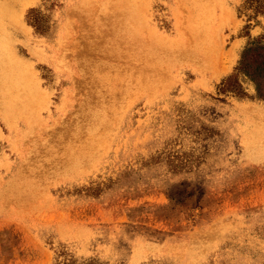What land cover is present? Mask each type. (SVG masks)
<instances>
[{"label": "rangeland", "instance_id": "374dc122", "mask_svg": "<svg viewBox=\"0 0 264 264\" xmlns=\"http://www.w3.org/2000/svg\"><path fill=\"white\" fill-rule=\"evenodd\" d=\"M122 1L0 0V264H264V0Z\"/></svg>", "mask_w": 264, "mask_h": 264}, {"label": "bare ground", "instance_id": "6f19581e", "mask_svg": "<svg viewBox=\"0 0 264 264\" xmlns=\"http://www.w3.org/2000/svg\"><path fill=\"white\" fill-rule=\"evenodd\" d=\"M109 1H110V0H109ZM111 1H113V0H111ZM123 1H124V0H123ZM123 1H122V2H123ZM135 2H137V0H135ZM108 3H109V2H108ZM111 3H113V2H111ZM124 3H126V2H123V4H124ZM113 4H114V3H113ZM116 4H117V3H116ZM118 5H119V3H118ZM118 5H117V6H118ZM120 5H121V4H120ZM130 5H131V4H130ZM112 6H113V5H112ZM112 6H111V7H112ZM126 7H127V4H126ZM126 7L122 8V9H123V12H126V11H124V9H127ZM79 8H80V7H79ZM98 8H99V7H98ZM103 8H104V7H103ZM81 9H82V8H81ZM86 9H87V7H86ZM88 9H89V8H88ZM91 9H92V8H91ZM96 9H97V8H96ZM104 9H105V8H104ZM108 9L110 10V9H113V8H108ZM119 9H120V8H119ZM73 10H74V11H73ZM73 10H71V11H73V12L70 13V14H72V15H74V12H75V9H73ZM76 10H77V9H76ZM99 10H100V9H99ZM101 10L104 12V10L102 9V6H101ZM127 10H128V9H127ZM81 11H82V12H83V11L85 12V9H84V10H81ZM88 11H89V10H88ZM92 11H93V9H92ZM106 11H107V10H106ZM106 11H105V12H106ZM121 11H122V10H121ZM129 11H130V10H129ZM89 12H90V11H89ZM93 12H94V11H93ZM112 12H113V11H112ZM127 12H128V11H127ZM11 13H12V12H11ZM68 13H69V12H68ZM80 13H81V12H80ZM90 13H91V12H90ZM90 13H86V15H87V14H90ZM110 13H111V12H110ZM115 13H116V15L118 14L117 17L114 15ZM115 13L113 14V16L110 15L111 18H113V17L115 16L114 18H117V19H119V20L121 21V19H120L121 17H119V16H122V18H125V17H126L125 15H124L125 17H123V14L120 15L118 12H115ZM128 13H129V12H128ZM5 14H6V13H5ZM7 14H8V13H7ZM97 14H98V13H97ZM106 14H107V13H106ZM99 16H100V15H99ZM128 16H129V15H128ZM133 17H134V16H133ZM133 17H131V18H133ZM127 18L130 19L129 17H127ZM127 18H126V19H127ZM198 18H199V17H198ZM93 19H94V18H93ZM99 19H100V22H101V19H102V18L99 17ZM133 19H134V18H133ZM133 19H132V20H133ZM203 19H204V18H203ZM94 20H96V19H94ZM122 20H124V19H122ZM130 21H131V20H130ZM104 22L107 23L105 20H104V21L102 20V24H103ZM131 22H132V21H131ZM131 22H130V24H131ZM133 22H134V20H133ZM133 22H132V23H133ZM195 22H196V21H195V19H194V23H195ZM113 23H114V22H113ZM136 23H137V22H136ZM136 23H134V24L137 26ZM3 25H4V24H3ZM108 25H109V24H108ZM118 25H119V24H118ZM135 25H133V26H135ZM198 25L200 26V24H198ZM128 26H129V24H128ZM136 26H135V27H136ZM141 26H142V25H141ZM141 26H138V27L141 29ZM103 27H104V28H101V29H105V28H107V27H105V26H103ZM111 27H113V26H111ZM4 28H5V26H4ZM115 28H116V27H115ZM139 28H138V29H139ZM195 28H196V27H195ZM92 29L94 30L95 27L92 28ZM101 29H100V32H101ZM107 29H108V28H107ZM107 29H106V30H107ZM132 29H133V28H132ZM140 29H139V36H140V33H141V32H140V31H141ZM93 30H92V32H93ZM118 30H119V29H118ZM124 30H125V29H124ZM134 30H135V29H134ZM94 31H96V29H95ZM98 31H99V29H98ZM107 31H110V29H108ZM128 31H129V30H128ZM195 31H196V30H195ZM113 32H114V31H111L112 34H113ZM123 32H126V30L123 31ZM137 32H138V30H137ZM137 32H136V33H137ZM193 32H194V31H193ZM196 32H197V31H196ZM93 33L96 34V32H93ZM101 33H102V32H101ZM108 33H109V32H108ZM115 33H116V32H114V34H115ZM119 33H120V31L117 32V35H118ZM126 33H127V32H126ZM126 33H122V34H123V35H126ZM136 33H135V34H136ZM109 34H110V33H109ZM122 34H120L121 37H122ZM8 35H9V34H8ZM98 35H99V34H98ZM101 35H102V34H101ZM115 35H116V34H115ZM130 35H133V36H134V33L129 34V36H130ZM137 35H138V34H137ZM137 35H136V37H137ZM198 35H199V37H200V33H199ZM108 36L110 37V35H108ZM126 36H127V35H126ZM141 36H142V35H141ZM98 37H101V36L99 35ZM115 37H116V36H115ZM115 37H114V38H115ZM118 37H119V35H118ZM118 37H116V38L118 39ZM136 37H135V38H136ZM102 38L105 39L104 36H102L101 39H102ZM116 38H115V39H116ZM122 38H126V37H122ZM127 38H128V37H127ZM135 38L133 37L132 39L135 40ZM144 38H145V37H143V39H144ZM98 39H99V38H98ZM104 39H103V40H104ZM137 39H138V38H137ZM139 39H140V38H139ZM141 39H142V38H141ZM147 39H148V40H147ZM150 39H151V38H150ZM150 39H149V38H145V42H144V41H143V42L146 44V40H147V42H149ZM99 40H100V39H99ZM108 40H109V39H107V41L104 40V41H103L104 44H105V42L108 43ZM120 40H121V38H120ZM120 40H118V41H120ZM100 41H101V40H100ZM114 41H115V40H114ZM127 41L130 42V41H133V40H131V39H127ZM127 41L124 42V43L122 44V45L126 44V46L124 45V46H125L124 49L127 47ZM141 41H142V40H141ZM153 41H154V40H153ZM153 41H152V42H153ZM112 42H113V41H112ZM122 42H123V41H122ZM129 42H128V43H129ZM134 42H135V41H134ZM134 42H133V43H134ZM137 42H138V41H137ZM143 42H141V43H143ZM152 42H150V44H151ZM155 42H156V40L154 41V43H155ZM101 43H102V42H101ZM118 43H119V42H118ZM133 43H132V44H133ZM135 43H136V42H135ZM135 43H134V44H135ZM139 43H140V41H139ZM141 43H140V45H141ZM158 43H159V40H158ZM116 44H117V43H116ZM116 44H115V45H116ZM120 44H121V41H120L119 45H120ZM130 44H131V42L129 43V45H130ZM152 44H153V43H152ZM159 44H161V43H159ZM101 45H103V44H101ZM101 45H100V46H101ZM112 45H114V43H113V44H110V46H111L110 50H112V47H113ZM115 45H114V46H115ZM135 45H136V46H137V45L140 46L139 44H135ZM143 45H144V44H143ZM143 45H141V46H143ZM147 45H148V44H147ZM233 45H235V43H234ZM106 46H108V45L106 44ZM106 46L103 45V47H106ZM110 46H108V47H110ZM117 46H118V45H116V47H117ZM136 46H135V47H136ZM154 46H156V43L154 44ZM161 46H162V45H161ZM166 46H167V45H166ZM122 47H123V46H122ZM130 47H132V46L130 45ZM130 47L128 48V50H129V49H134V47H133V48H130ZM149 47H150V46H149ZM157 47H158L159 49H163L162 47L160 48V46H157ZM101 48H102V46H101ZM118 48L121 49V47H119V46H118ZM136 48H137V47H136ZM138 48H139V47H138ZM150 48H151V47H150ZM199 48H200V47H199ZM104 49H105V48H104ZM122 49H123V48H122ZM122 49H121V50H122ZM141 49H142V50H145V48H141ZM146 49H147V48H146ZM151 49H152V48H151ZM154 49H155V48H154ZM159 49H158V50H159ZM203 49H204V48H203ZM10 50H11V49H10ZM12 50H13V49H12ZM102 50H103V49H102ZM110 50H109V52H110ZM113 50H114V49H113ZM113 50H112V53H110V54H113ZM126 50H127V49H126ZM126 50H123L124 53H125ZM142 50H141V52H142ZM204 50H205V49H204ZM206 50H208V49H206ZM229 50H231V49H229ZM118 51H119V49H118ZM123 51H121V52H123ZM148 51H149V50H148ZM208 51H209V50H208ZM128 52L130 53V50H129ZM164 52H165V51H164ZM181 52H182V50H181ZM200 52H201V51H200ZM12 53H13V52H12ZM118 53H119V52H118ZM124 53H123V54L120 53V54H122V55L124 56V57H122L121 59L126 58L125 55H126L127 52H126L125 54H124ZM137 53H140V52L138 51ZM142 53H143V52H142ZM150 53H151V52H150ZM102 54H103V53H102ZM102 54H101V55H102ZM116 54H117V52L115 53V55L113 54V56H116ZM120 54H118V55H120ZM131 54H132V52H131ZM134 54H135V53H134ZM165 54H166V53H165ZM185 54H186V53H185ZM185 54H184V55H185ZM197 54H198V52H197ZM13 55H15V54H13ZM107 55H109V54H107ZM147 55H148V54H147ZM153 55H155V54H153ZM153 55H152V56H153ZM184 55H183V56H184ZM193 55H194V53H193ZM8 56L13 60V57H11V54L9 53V48H8L7 42H6V40L4 39V32H3V31H0V91L3 90V88H5V87H7V86H8V87H9V86H12V87H16V86H18V88H19L20 85L24 86V84H25L24 80L22 79V75H21V74L25 71V69H26V68H25V66H26L25 63H23V62L21 63V62L15 60V62H14V66H8V64H9V63H8ZM126 56L129 57V56H131V55L129 54V55H126ZM139 56H140V55H139ZM141 56H142L143 59H144V56L147 57V56L145 55V53L142 54ZM183 56H182V57H183ZM102 57H104V58H105V57H108V59L110 58L109 56H104V55H102ZM120 57H121V56H120ZM137 57H138V56H137ZM204 57H205V56H204ZM113 58H114V57H113ZM113 58H112V59H113ZM129 58H130V57H129ZM129 58H128V59H129ZM142 58H141V60H143ZM149 58H150V57H149V55H148V60H149ZM156 58H157V57H156ZM60 59H61V58H60ZM101 59H103V58H101ZM108 59H107V60H108ZM110 59H111V58H110ZM110 59H109V60H110ZM112 59H111V60H112ZM114 59H115V58H114ZM114 59H113V60H114ZM118 59H119V58H118ZM126 59H127V58H126ZM128 59H127V61H129ZM131 59H132V58H131ZM133 59H134V58H133ZM138 59H139V58H138ZM138 59H137V60H138ZM61 60H63V58H62ZM116 60H117V57H116ZM148 60H147V61H148ZM95 61H96V60H95ZM97 61H98V59H97ZM123 61H124V60H123ZM138 61H139V60H138ZM62 62H63V61H61V62H59V63L61 64ZM79 62H80V61H79ZM118 62H119V61H118ZM140 62H141V61H140ZM144 62H145V59H144ZM153 62H154V61H153ZM81 63H82V62H81ZM97 63H99V62H97ZM121 63H122V62H121ZM150 63H151V61H150ZM56 64H57V63H56ZM60 64H59V65H60ZM85 64H86V63H85ZM85 64H84V65H85ZM102 64L105 65L104 62H103ZM113 64H114V63H113ZM118 64H119V63H118ZM138 64H140V63H138ZM147 64H148V63H147ZM61 65H62V64H61ZM79 65H80V64H79ZM79 65H78V66H79ZM111 65H112V64H111ZM115 65H116V63H115ZM115 65H114V66H115ZM131 65H132V64H131ZM143 65H144V64H143ZM15 66L17 67L16 70L13 69V67H15ZM82 66H83V64H82ZM96 66H97V65H96ZM107 66H110V65L107 64L105 67L102 66V69H103V68H106ZM123 66H125V65H123ZM123 66H122V67H123ZM127 66H128V65H127ZM135 66H136V65H135ZM148 66H149V65H148ZM150 66H151V65H150ZM153 66H154V65H153ZM155 66H156V65H155ZM158 66H159V65H158ZM162 66H163V65H161V68H162ZM98 67H100V66H98ZM98 67H97V68H98ZM120 67H121V65H120ZM129 67H130V66H128V68H129ZM145 67H146V66H145ZM163 67H164V66H163ZM59 68H60V66H59ZM108 68H112V66H110V67H108ZM116 68H117V66H116ZM116 68H114V70H118V68H117V69H116ZM125 68H126V66H125ZM142 68H143V66H142ZM151 68H152V67H151ZM161 68H160V69H161ZM81 69H82V67H81ZM84 69H85V68H84ZM106 69H107V68H106ZM121 69H122V68H121ZM130 69H131V68H130ZM134 69H135V68H134ZM134 69H133V71H134ZM146 69H148V67H147ZM154 69H156V68H154ZM107 70H108V69H107ZM109 70H110V69H109ZM143 70L145 71V68H144ZM143 70H141V71H143ZM150 70H151V69H150ZM156 70H158V69H156ZM156 70H155V71H156ZM215 70H216V69H215ZM118 71H119V70H118ZM131 71H132V70H131ZM135 71L138 72V70H135ZM139 71H140V70H139ZM147 71H148V70H147ZM147 71H146V72H147ZM152 71H153V70H152ZM121 72H123V70L120 71V73H121ZM126 72H128V69H127ZM126 72H125V73H126ZM129 72H130V71H129ZM95 73H96V71H95ZM99 73H101V72H99ZM138 73L141 74L142 72H138ZM149 73H150V72H149ZM153 73H154V72H153ZM19 75H20V76H19ZM109 75H110V74H109ZM143 75H144V74H143ZM155 75H156V74H155ZM155 75H152V76H155ZM92 76H93V75H92ZM117 76H118V75H117ZM147 76H148V75H146V77H147ZM104 77H105V76H104ZM104 77H103V78H104ZM35 78H36V77H35ZM93 78H95V77H93ZM98 78H99V77H98ZM144 78H145V76H144ZM153 78H154V77H153ZM99 79H100V78H99ZM101 79H102V78H101ZM154 79H155V78H154ZM156 79H157V81L159 80L158 77H157ZM97 80H98V79H97ZM103 80H104V79H103ZM143 80H144V79H143ZM149 80H150V79H149ZM151 80H152V79H151ZM106 81L108 82V80H106ZM95 82L98 83L99 81H95ZM145 82H148V79H147V81H145ZM145 82H144V84H145ZM99 83H100V82H99ZM101 83H102V82H101ZM104 83H105V82H104ZM141 83H142V82H141ZM148 83H149V82H148ZM93 84H94V81H93ZM102 84H103V83H102ZM117 84H118V85L120 84V87H121V83H117ZM144 84H143V85H144ZM155 84H156V83H155ZM155 84H154V85H155ZM89 85H90V84H89ZM99 85H100V84H99ZM111 85H112V83H111ZM139 85H140V84H139ZM143 85H142V87L145 88V85H146V84H145L144 86H143ZM147 85H148V84H147ZM154 85L152 84V86H154ZM90 86H92V85H90ZM95 86H96V85H95ZM102 86H103V85H102ZM122 86H123V85H122ZM137 86H138V85H137ZM150 86H151V85H150ZM156 86H157V85H156ZM96 87H98V85H97ZM96 87H95V88H96ZM106 87H107V86H106ZM154 87H155V86H154ZM26 88H29V86L26 87ZM92 88H93V87H92ZM113 88H114V87H113ZM117 88H119V86L116 87V89H117ZM127 88H128V91H129V87H127ZM147 88H148V87H147ZM107 89H108V87H107ZM119 89H120V88H119ZM150 89H151V88H150ZM152 89H153V88H152ZM152 89H151V90H152ZM93 90H94V88H93L92 91H91L92 93L94 92ZM101 90H103V89H101ZM117 90H118V89H117ZM121 90H122V89H121ZM126 90H127V89H126ZM140 90H141V89H140ZM145 90H146V88H145ZM147 90H148V89H147ZM147 90H146V91H147ZM151 90H150V92H151ZM89 91H90V90H89ZM108 91H110V90H108ZM111 91H112V89H111ZM111 91H110V92H111ZM113 91H114V90H113ZM123 91H125V90H123ZM95 92H97L96 89H95ZM100 92H101V91H100ZM114 92H115V91H114ZM125 92H126V91H125ZM150 92H148V93H150ZM152 92H153V91H152ZM152 92H151V93H152ZM41 93H42V92H41ZM88 93H89V92H88ZM101 93H102V92H101ZM115 93H116V92H115ZM39 94H40V93H39ZM43 94H44V93H43ZM137 94H138V93H137ZM0 95H1V96H0L1 99L8 100V99L6 98L5 95H3V94H0ZM36 95L38 96V94H36ZM22 96H23V95H22ZM24 96H25V94H24ZM10 98H12V97H10ZM13 98H14V97H13ZM87 98H88V97H87ZM98 98H99V97H98ZM16 99H17V98H16ZM29 99H30V97H29ZM92 99H93V98H92ZM106 99H107V98H106ZM4 100H3V101H4ZM10 100H11V99H10ZM44 100H45V99H44ZM103 100H105V97L103 98ZM103 100H102V101H103ZM45 101H46V100H45ZM92 101H93V100H92ZM96 101H97V100H96ZM110 101H111V100H110ZM99 102H100V99L98 100V103H99ZM104 102H109V101H108V100H107V101L105 100ZM0 103H1V102H0ZM41 103H42V102H41ZM94 103H95V101H94ZM42 104H44V103H42ZM95 104H96V103H95ZM40 105H41V104H40ZM40 105H39V108L41 107ZM0 106H1V105H0ZM5 106H6V105H5ZM90 106H91V105H90ZM97 106H98V105H97ZM109 106H110V105H109ZM3 107H4V106H2L1 108H3ZM23 107L25 108L26 106H23ZM32 107H33V106H32ZM99 107H100V103H99V106L97 107V110H98ZM106 107H107V105H106ZM35 108H36V107H35ZM39 108L37 107L36 110H38ZM110 108H111V107H110ZM90 109H91V108H90ZM100 109H101V107H100ZM104 109H105V108H104ZM106 109H108V108H106ZM91 110H92V109H91ZM93 110H94V109H93ZM108 110H109V109H108ZM33 111H34V110H33ZM109 111H110V110H109ZM263 111H264V110H263ZM263 111H262V113H263ZM110 112L114 113L112 110H111ZM260 112H261V111H260ZM91 113H92V111H91ZM106 113L108 114V112H106ZM92 114H93V113H92ZM92 114H90V115H92ZM110 114H111V113H110ZM81 115H82V114H81ZM94 115H95V114H94ZM99 115H100V113H99ZM108 115H109V114H108ZM256 115H257V114H256ZM258 115H259V112H258ZM92 116H93V115H92ZM97 116H98V115H97ZM97 116H96V117H97ZM101 116H102V115H101ZM103 116H104V115H103ZM109 116H110V115H109ZM112 116H113V115H112ZM6 117H7V116H6ZM9 117H10V116H9ZM21 117H23V116H21ZM37 117H38V115H37ZM37 117H36V118H37ZM259 117H260V116H259ZM259 117H256V116H255L254 118H258V119H259ZM113 118H114V116H113ZM263 118H264V116H263ZM12 119H13V118H12ZM12 119L9 118V120H12ZM95 119H96V118H95ZM97 119H99V118H97ZM109 119H111V118H109ZM35 120H36V119H35ZM263 120H264V119H263ZM37 121H38V119H37ZM90 121H91V120H90ZM95 121H96V120H95ZM95 121H94V122H95ZM106 121H107V120H106ZM112 121H113V119H112ZM254 121H256V120H254ZM26 122H27V121H26ZM81 122H82V121H81ZM94 122H93V123H94ZM110 122H111V121H110ZM110 122H108V124H109ZM10 123L12 124L11 121H10ZM105 123H107V122H105ZM36 124H37V122H36ZM89 124H90V123H89ZM94 124H95V123H94ZM32 125H33V124H32ZM98 125H99V124H98ZM98 125H97V128H98ZM111 125H112V124H111ZM257 125H258V123H257ZM99 126L101 127V125H99ZM258 126H259V125H258ZM103 127H104V126H103ZM107 127H108V125H107ZM259 127H260V126H259ZM29 128H30V127H29ZM75 128H76V127H75ZM80 128H81V127H80ZM105 128H106V126H105ZM33 129H34V126H33ZM103 129H104V128H103ZM29 130H30V129H29ZM101 130H102V129H101ZM103 131H105V130H103ZM103 131H102V132H103ZM96 132H97V131H96ZM86 133H87V132H86ZM91 134H92V133H91ZM96 134H98V132H97ZM100 135H101V134H100ZM101 136H103V134H102ZM92 137H93V135H92ZM87 138H88V137H87ZM95 138H96V137H95ZM104 138H106V137L104 136ZM104 138H103V139H104ZM93 139H94V138H93ZM100 139L102 140V138H100ZM98 140H99V139H98ZM98 140H97V141H98ZM87 141H89V140H87ZM83 142H84V140H83ZM85 142H86V141H85ZM99 142H100V141H99ZM89 143H91V142H89ZM95 144H96V143H95ZM255 144H256V143H255ZM82 145H83V143L81 142L79 146H82ZM87 145H88V142H87ZM92 145H93V144H92ZM101 145H102V144H101ZM70 146H72V145L70 144ZM88 146H90V145H88ZM99 146H100V145H99ZM82 147H86V143H85V146H82ZM91 147H92V146H91ZM91 147H90V150H89V151L92 152L94 149H91ZM96 147H97V146H96ZM101 147H102V146H101ZM71 148H72V147H71ZM73 148L75 149V146H74ZM73 148H72V149H73ZM86 148H88V147H86ZM97 148H99V147H97ZM65 149H66V148H65ZM76 149H77V147H76ZM76 149H75V150H76ZM82 149H83V148H82ZM79 150H80V149H79ZM64 151H65V150H64ZM66 151H68V150H66ZM80 151H82V150H80ZM80 151H76L75 153H77V154H80V153H81V154H82V152H80ZM83 151H84V150H83ZM72 152H73V151H72ZM79 152H80V153H79ZM86 152H88V150H87V151L85 150L84 153H86ZM91 152H90V153H91ZM84 153H83V154H84ZM94 153L96 154V151H95ZM81 154H80V155H81ZM85 155L88 156L87 154H85ZM85 155H82V156H85ZM67 156H68V155H67ZM70 156H71V155H70ZM68 157H69V156H68ZM80 157H81V156H80ZM89 157H90V156H89ZM93 157H95V155H94ZM70 158H71V157H70ZM70 158H68L67 160L70 161V160H71ZM79 160H80V159H79ZM79 160H78V161H79ZM89 160H90V159H89ZM91 160H92V158H91ZM82 161H83V159H82ZM82 161H81V162H82ZM71 162H72V161H71ZM74 163H75V162H74ZM74 163H73V164H74ZM75 166H76V165H75ZM77 167H78V166H77ZM75 168H76V167H75ZM21 170H22V169H21ZM18 171H19V170H18ZM19 175H20V174H19ZM20 176H22V175H20ZM20 176H19V177H20ZM26 182H29V184L31 183L30 181H26ZM20 187H21V186H20ZM31 191H33V190H31ZM27 194L29 195L30 193H27ZM28 195H27V196H28Z\"/></svg>", "mask_w": 264, "mask_h": 264}]
</instances>
